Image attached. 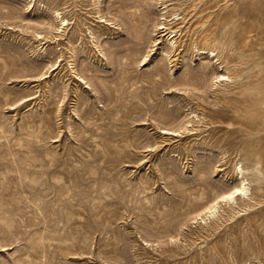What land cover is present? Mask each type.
I'll return each instance as SVG.
<instances>
[{"label": "rangeland", "instance_id": "1", "mask_svg": "<svg viewBox=\"0 0 264 264\" xmlns=\"http://www.w3.org/2000/svg\"><path fill=\"white\" fill-rule=\"evenodd\" d=\"M0 264H264V0H0Z\"/></svg>", "mask_w": 264, "mask_h": 264}, {"label": "bare ground", "instance_id": "2", "mask_svg": "<svg viewBox=\"0 0 264 264\" xmlns=\"http://www.w3.org/2000/svg\"><path fill=\"white\" fill-rule=\"evenodd\" d=\"M164 8H165V6H164ZM147 9H148V6H147ZM138 10H140V9H138ZM138 12L132 14V20L134 22L133 28L136 31L135 34L137 35V38L138 39H142L143 38V31L146 28V22L148 21L149 17L144 12H141V13H138ZM57 15L60 16V13L58 12ZM61 22L68 26L67 19L61 17ZM160 29H162L163 31H167L169 29V27H167L166 25H163V26L161 25ZM168 39L172 40L173 37L171 38V36H169ZM202 49H206V48L202 47ZM210 51L212 52L211 48H210ZM220 76H221V80L220 81H228V80L231 79L229 76H226L225 74L224 75H220ZM200 77L205 79V75L203 73H202V75H200ZM194 78H197V77H194ZM196 80H198V79H196ZM197 82H199V81H197ZM99 128H101V126H99ZM164 133H166V132H164ZM174 134H175V132H174ZM237 172L241 175V179H242V181L240 182V186L239 187H235L233 190H231L229 192H226L224 195H222L221 196L222 200H225L227 202H234L237 196H240V198H244V199H245V197H248L249 188L247 186L248 183H247L246 179H244V176H243V173H244L243 168L242 169L239 168ZM208 213H209V218L210 217H214L217 214V206H216V204H212L210 207H208Z\"/></svg>", "mask_w": 264, "mask_h": 264}]
</instances>
